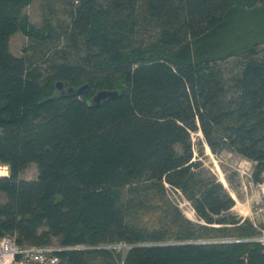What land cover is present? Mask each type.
<instances>
[{"label": "trees", "instance_id": "1", "mask_svg": "<svg viewBox=\"0 0 264 264\" xmlns=\"http://www.w3.org/2000/svg\"><path fill=\"white\" fill-rule=\"evenodd\" d=\"M31 2L0 0V238L56 245L59 264H264L191 140L250 162L262 183L264 0H71L56 36L29 25ZM16 33L26 57L10 51ZM100 91L118 95L97 106ZM31 164L36 179H20ZM120 243L123 258L105 249Z\"/></svg>", "mask_w": 264, "mask_h": 264}, {"label": "rangeland", "instance_id": "2", "mask_svg": "<svg viewBox=\"0 0 264 264\" xmlns=\"http://www.w3.org/2000/svg\"><path fill=\"white\" fill-rule=\"evenodd\" d=\"M71 0H32V2L25 8L24 13L27 16L28 23L34 28L40 29L44 22H48L51 30L56 34H62L64 29L70 26V12ZM66 45L63 39L57 42H51L39 48L38 53L34 54L33 61L38 65H43V58L45 59L50 53L58 48ZM11 53L15 57H26L32 50L29 41L21 34L16 33L12 36L9 42ZM48 48V50H47ZM47 50V51H45ZM46 55L44 57V53ZM192 148L194 157L198 159L205 173L210 172L215 176L216 180L228 192L234 200V206L230 214L235 216L240 223L248 221L258 231V236L252 238V241L264 244V177L262 183L255 185L252 182V164L243 160L239 156L229 153L221 152L213 154L209 148L203 143V138L200 133L191 134ZM202 143V155L197 150L200 149L199 143ZM0 171H5L8 176V169L0 165ZM36 166L31 164L20 175V179L31 181L36 179ZM170 198L178 206L182 214L191 222L198 224L199 221L191 208L178 193L169 190ZM3 202V196L0 195V203ZM225 240H231L226 238ZM226 242V241H222ZM210 243V242H200Z\"/></svg>", "mask_w": 264, "mask_h": 264}, {"label": "built area", "instance_id": "3", "mask_svg": "<svg viewBox=\"0 0 264 264\" xmlns=\"http://www.w3.org/2000/svg\"><path fill=\"white\" fill-rule=\"evenodd\" d=\"M116 249L124 257L125 251L131 246L120 243L116 246L105 247V249ZM64 249L56 245L36 247L19 246L15 237L3 236L0 238V264H59L58 252ZM123 264V263H121Z\"/></svg>", "mask_w": 264, "mask_h": 264}, {"label": "water", "instance_id": "4", "mask_svg": "<svg viewBox=\"0 0 264 264\" xmlns=\"http://www.w3.org/2000/svg\"><path fill=\"white\" fill-rule=\"evenodd\" d=\"M55 86H56L57 91H61L63 89V85L61 82H57L55 84ZM86 87H87L86 85L82 86L81 88L77 89V92L78 93L83 92L86 89ZM73 91H74V89H72V88H69L66 90L67 93H70ZM117 95H118V93L115 91H100L94 95L92 100L98 106L100 104V102H102L103 100H106L108 98L115 99L117 97Z\"/></svg>", "mask_w": 264, "mask_h": 264}, {"label": "bare ground", "instance_id": "5", "mask_svg": "<svg viewBox=\"0 0 264 264\" xmlns=\"http://www.w3.org/2000/svg\"><path fill=\"white\" fill-rule=\"evenodd\" d=\"M6 175V172L5 171H0V176H5Z\"/></svg>", "mask_w": 264, "mask_h": 264}]
</instances>
